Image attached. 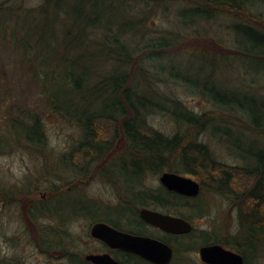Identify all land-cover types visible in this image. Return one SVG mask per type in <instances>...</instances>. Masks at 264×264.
<instances>
[{
  "label": "trees",
  "instance_id": "16d2710c",
  "mask_svg": "<svg viewBox=\"0 0 264 264\" xmlns=\"http://www.w3.org/2000/svg\"><path fill=\"white\" fill-rule=\"evenodd\" d=\"M262 1L0 0V152L23 148L39 155L48 173L51 166H65L70 190L92 177L105 180L122 198L111 209L118 214L143 203L141 183L149 174L196 177L201 185L196 199L208 188L235 208L234 229L208 236L193 228L175 237L173 262L202 245L220 244L239 253L244 264H264V93L255 90L264 81ZM153 6L164 16L172 6L175 22L187 34L167 30L152 36L148 20L156 12ZM220 17L234 20L233 48L207 29ZM175 50H184L188 62L212 57L203 81L190 82L187 65L170 63L165 53ZM2 51L17 56V81L28 76L38 88L41 108L16 100ZM220 62L236 63L243 73V86L221 97L213 84ZM165 78L185 83L211 110L195 112L166 93L161 87L168 83ZM155 113L170 118V132L149 122ZM42 114L77 130L76 139L57 157L47 150ZM204 133L224 143L237 162L219 160L202 140ZM232 137L236 144L229 146ZM85 197H78L81 212L88 210L93 218L99 210L83 202ZM174 200L179 201L174 214L189 220L180 209L183 199L175 194ZM193 212L202 216L205 211L195 207Z\"/></svg>",
  "mask_w": 264,
  "mask_h": 264
},
{
  "label": "rangeland",
  "instance_id": "374dc122",
  "mask_svg": "<svg viewBox=\"0 0 264 264\" xmlns=\"http://www.w3.org/2000/svg\"><path fill=\"white\" fill-rule=\"evenodd\" d=\"M37 2H39V0H27V3ZM258 7L259 13L264 17V1L259 2ZM155 11L154 15L152 14L148 20L150 26L154 29V31L151 32L152 36L158 35L157 32L161 34L162 31L167 32V30L173 31L174 34H187L186 29H182L175 22L172 6L165 12V16L161 13L159 7L157 9L155 8ZM232 24H234L233 19L220 17L214 19L209 27L207 25V29L212 36L221 39L226 46L233 48V39L231 38ZM184 52V50H175V53L168 52L165 54H167V58L173 59L172 61L174 62L170 63L182 64L184 66L187 65V67H189L187 77L190 82L194 80H197L198 82L203 81L204 77H206L212 69V66L208 63L212 57H205L203 61H201L200 58H195L188 62L185 55H183ZM213 52L218 53L216 48L213 49ZM219 55L221 56V54L212 56H216L217 58ZM1 56L3 64L8 70L10 68L8 72L9 78L14 89L18 91V93L15 94L16 100H24V102L35 109L41 108V105L39 104H42V100L38 97V88H36L34 83L30 82L28 76L22 75L20 77L21 79L17 81L19 76V72H17L16 68L17 64H15L17 62V56L9 51H2ZM218 65L219 66L216 69L214 68L215 79L213 84L218 86H215V89L219 97L230 95L235 87L237 89L239 86H243L241 85L243 73L236 63L235 65H228L227 63L220 62ZM176 67L182 66L177 65ZM150 70H152V68H150ZM165 79H167L168 83L162 84V89L168 94L169 91L174 93L179 99L187 103L191 110L195 112L211 110L212 106L204 101L200 95L194 93L191 89H188L189 87L185 83L170 78ZM260 82L261 83L255 87L257 88L255 90L264 93V81ZM243 83L244 81H242V84ZM42 115L47 124V150L50 155L57 157L68 149L72 140L76 139L77 130L73 125L65 124L60 118L53 115ZM148 120L159 130L165 132H170L172 130L171 120L167 115L159 113L150 114ZM0 122H2L1 118ZM217 130L223 132V128H217ZM201 138L203 141L209 143V146L215 151L219 160L229 164L237 162L236 157L225 148L224 143L216 142L208 135V133H204ZM228 141L227 144L229 146H234V144H236L235 137H232ZM40 164L41 161L39 155H33V153L27 152L23 148H17L16 145H14L12 150L5 149V151L0 152V190L9 191L15 189L14 192H17L15 194L16 200H14V202H7L3 209L4 212L2 213V216H0V264H71L69 260L71 254H75L76 252L79 260L85 262L84 256L89 252L96 250L98 247V244H95L93 239L89 236L91 219L84 215L86 210L81 212V205L78 204V218L76 220L65 218V215L64 219L62 217L61 227L57 230V232H59L58 241L62 245L58 248L59 250H62L63 253L65 250L67 257L63 256L61 260L55 259L44 254L41 248L35 247L38 243V235L36 234L35 229L26 221V216L24 215V196L21 195V191L52 190L53 193H57V196L60 197L57 200V204L55 205V203H53V206L57 208L59 212H68L69 215L70 210L68 211L66 209L67 203L71 200V196L79 197L83 194L86 196L83 202L88 201L89 205H96L95 207H98L99 205L102 206L97 209L100 212L99 216L105 219L110 217V215H105V211L107 212L108 208L107 206H117L120 198L115 189L99 177H92L86 182L82 184L80 183V185H77L78 183H76L77 186L74 187L76 190L73 191L72 195L70 193L67 195V192L70 189L65 187V185L66 182L71 181L68 176V171H66L67 168L63 165H59V167L51 166L54 169V172L50 170V173H48L41 169ZM191 178L196 181L199 180L196 177ZM145 179H147L145 183L148 187H158V179L153 174H149ZM17 188L20 189L18 190ZM4 195H6V193H4ZM31 198L35 199L37 198V195H31ZM174 202L176 203L177 201L174 200ZM178 203L179 201L176 204ZM195 207L204 208L205 212H203L202 216H198L193 212ZM180 209L190 215L189 221L195 228V234L205 232L208 236H222L224 233H230L234 229V223L236 221V215L234 213L235 208L229 205L224 198L213 194L208 188L207 190L205 189L202 191V194L198 199L188 201V204L181 205ZM38 223L41 226H47V228H50L48 222ZM51 231L55 232V230ZM167 239L173 247L175 243L173 238L169 237ZM178 257L179 259L177 258L176 262L174 261L172 264H202L196 251L191 252L186 256L182 255ZM252 264H254V261H252Z\"/></svg>",
  "mask_w": 264,
  "mask_h": 264
},
{
  "label": "flooded vegetation",
  "instance_id": "af4514ba",
  "mask_svg": "<svg viewBox=\"0 0 264 264\" xmlns=\"http://www.w3.org/2000/svg\"><path fill=\"white\" fill-rule=\"evenodd\" d=\"M164 172L165 171L157 173V174H153L155 177H157L158 182H159L157 188L148 187L147 184L145 183L147 179H145L141 183L142 187L144 188L142 190L145 193V197L143 199L142 204H139V203H137V205L133 204L130 208H127L125 211H122V213L120 214L115 213L114 211H111V209L114 207L108 205L107 212L105 211V215L106 216L110 215V217L107 219L99 216V213H100L99 211L97 212V215H96L97 218L96 216L93 218L89 217L87 215L88 210L86 211V214L84 213V215L87 218L91 219V223H90L91 226L89 228V236L90 238L93 239L95 244H98V247L96 250H93L84 256L85 262H82L83 264H96L93 261L87 260L86 259L87 256H104V255L109 256L111 259H113L114 261L120 264H155V263H152L140 257L134 252L128 251L121 247H112L106 237L98 238L94 236L92 232V228L97 224L107 225L108 227L116 231L117 233H122L124 235H129L132 237H146V238L155 239L163 243H166L173 251L172 258L170 262L168 263V264H172L173 258H174V249L168 243L169 241L167 238L170 237V238H173V240H175V237H184L187 234L175 235V234L167 233L159 229V227H156L154 225L147 223L141 217L140 211L142 209H148V210L162 213L165 215L180 217L174 214L175 194L177 196H180L183 199L182 200L184 202L183 205L188 204V201L195 200L197 196L195 197L184 196L174 191L168 190L160 182V177ZM71 186L72 185H70L68 189H71L72 188ZM75 190L76 189L69 190L67 192V195L69 193L72 195L73 191ZM14 191L15 189L9 190V191L0 190V216H2V213L4 212L3 209L5 208L7 202H12V201L14 202V200H16L15 194L17 192H14ZM29 192L21 191V195L24 196L23 202L25 203V208L24 206L23 208L25 209L24 215L26 216V221L28 222V224H30L35 229L36 234L38 235L37 237L38 243L36 244L35 247L41 248L43 253L47 254L49 257L61 260L63 256L64 257L66 256V254H65V250L63 253L62 250H59L58 248L62 244L58 241L59 232H57V230H59V228L61 227L62 217L64 219V215H65V218H71L73 220H76L78 218V215H77L78 214L77 213L78 196L77 197L71 196L70 202L67 203L66 210L68 211L70 210L69 212L70 215H69L68 212H59L58 209L53 206V203H55V205L57 204V200L60 197L57 196V193H53L52 190H49V191L31 190ZM4 193H6V195H4ZM31 195L32 196L37 195V198L32 199ZM119 198H120L119 199V202H120L122 199L120 195H119ZM95 206H92V210H98L97 209L98 207H102L100 205L98 207H95ZM180 218L185 219L183 217H180ZM38 222H42V223L48 222L49 223L48 225H50V228H47V226H41ZM51 230H55V232H52ZM112 243L116 244L115 241H112ZM209 245H212V244H209ZM115 246H118V245H115ZM203 246H208V245H202L201 247ZM78 259H79L78 254L76 252L75 254H71V257L69 260L71 264H79ZM202 264H206V263L202 262Z\"/></svg>",
  "mask_w": 264,
  "mask_h": 264
},
{
  "label": "water",
  "instance_id": "95a60500",
  "mask_svg": "<svg viewBox=\"0 0 264 264\" xmlns=\"http://www.w3.org/2000/svg\"><path fill=\"white\" fill-rule=\"evenodd\" d=\"M160 182L168 190L184 196L195 197L200 192V184L197 181L174 172H164L160 177ZM140 215L147 223L159 227L167 233L188 234L192 230L191 223L180 217L169 216L148 209H142ZM92 232L98 238L106 237L112 247H121L134 252L155 264H168L172 258V249L159 240L117 233L104 224L95 225ZM112 241H115L116 244H113ZM198 253L201 261L206 264H244L243 257L239 253L226 249L219 244L200 247ZM86 259L96 264H120L106 255L87 256Z\"/></svg>",
  "mask_w": 264,
  "mask_h": 264
}]
</instances>
